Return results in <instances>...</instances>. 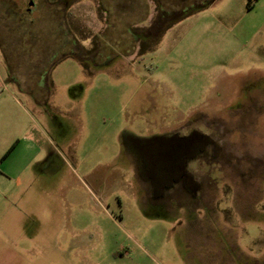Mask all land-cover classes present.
I'll return each instance as SVG.
<instances>
[{
	"label": "rangeland",
	"instance_id": "1",
	"mask_svg": "<svg viewBox=\"0 0 264 264\" xmlns=\"http://www.w3.org/2000/svg\"><path fill=\"white\" fill-rule=\"evenodd\" d=\"M204 1L0 0V264H264V0ZM193 129L153 199L123 132Z\"/></svg>",
	"mask_w": 264,
	"mask_h": 264
},
{
	"label": "trees",
	"instance_id": "2",
	"mask_svg": "<svg viewBox=\"0 0 264 264\" xmlns=\"http://www.w3.org/2000/svg\"><path fill=\"white\" fill-rule=\"evenodd\" d=\"M211 1L205 0L203 3L196 4V7H204ZM190 11L191 8L185 12L181 11L175 18H180ZM166 24L168 26L170 22ZM122 141L126 147L132 146L143 159L142 167H144L140 171L142 177L150 183L153 199L163 198L167 191L179 182L195 196L201 187V182L189 169L190 162L198 158L208 147H215L213 139L199 129H193L186 135H154L152 137H136L131 133L123 132Z\"/></svg>",
	"mask_w": 264,
	"mask_h": 264
},
{
	"label": "flooded vegetation",
	"instance_id": "3",
	"mask_svg": "<svg viewBox=\"0 0 264 264\" xmlns=\"http://www.w3.org/2000/svg\"><path fill=\"white\" fill-rule=\"evenodd\" d=\"M28 12H30L31 10L30 9H27ZM173 134H177V135H186V134H180V133H172V134H165V135H173ZM188 134V133H187Z\"/></svg>",
	"mask_w": 264,
	"mask_h": 264
},
{
	"label": "crops",
	"instance_id": "4",
	"mask_svg": "<svg viewBox=\"0 0 264 264\" xmlns=\"http://www.w3.org/2000/svg\"><path fill=\"white\" fill-rule=\"evenodd\" d=\"M11 147H13V146H11ZM11 147H10V148H11ZM10 148H9L8 150H6V152H5V154H4V155H6V154H7V152L10 150ZM11 150H12V149H11ZM11 150H10V151H11ZM8 176H9V175H8Z\"/></svg>",
	"mask_w": 264,
	"mask_h": 264
}]
</instances>
